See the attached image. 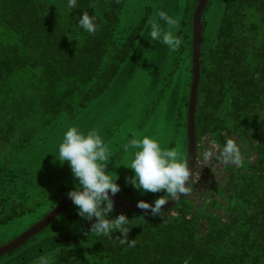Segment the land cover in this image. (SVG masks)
Instances as JSON below:
<instances>
[{"label": "trees", "instance_id": "1", "mask_svg": "<svg viewBox=\"0 0 264 264\" xmlns=\"http://www.w3.org/2000/svg\"><path fill=\"white\" fill-rule=\"evenodd\" d=\"M129 1L77 0L68 9L67 0H0V30L9 34L0 31V226L18 215L10 204L36 195L27 171L13 175L15 165L102 95L129 57L148 17L119 35ZM235 3L223 17L216 60L202 66L196 131L197 139L210 133L220 151L233 139L240 163H224L209 208L181 202L163 224L147 216V233L129 232L135 247L102 237L109 264H264V0ZM83 11L96 16L95 34L78 27ZM7 210L14 215L1 216ZM61 254L41 264L78 263Z\"/></svg>", "mask_w": 264, "mask_h": 264}, {"label": "rangeland", "instance_id": "2", "mask_svg": "<svg viewBox=\"0 0 264 264\" xmlns=\"http://www.w3.org/2000/svg\"><path fill=\"white\" fill-rule=\"evenodd\" d=\"M237 1L209 0L205 8L202 65L206 69L213 60H216V55L213 53L223 37L221 34L223 17L234 9L233 6ZM198 2L199 0L129 1L121 14L119 35L148 14L145 26L129 57L102 95L73 119L65 121L63 126L47 140L37 141L31 155L15 165L13 175H23V172L27 171L33 181V186L30 185L29 189L36 195L25 202H20L21 204L18 202L10 204L17 216L11 218L10 213L14 215V212L9 211L10 206H7L9 210L1 214V216H10V220L0 226V246L11 242L30 229L75 188L77 181L74 180L72 172L63 182H56L48 189L41 188L48 182H54L59 175H67L71 171L67 163L61 165L53 154L57 153L58 144L70 126H77L85 133L90 129H97L109 145L110 158L106 163L109 165L111 175L119 177L117 183L120 184L121 190L118 194L136 203L139 200L154 202L163 195L165 199H170L163 191L141 194L126 182V177L131 176L133 170L121 165L131 158L130 154L124 152L123 145L133 136L140 138L147 135L158 140L162 147L175 148L180 157L189 162L193 23ZM159 10L168 12L178 20V25L172 29L161 22L165 30H171L180 38L182 43L177 49H169L159 42L152 43L144 35L148 30V22L153 19L159 20L156 15ZM0 31L6 33L4 29ZM6 34L9 36L8 33ZM3 37L4 34H0V38ZM203 93L199 99L200 105L203 103ZM11 114L14 115V112L11 111ZM197 140L195 175L189 193L181 201L193 206V210L208 207V202L211 200L209 194L216 182H221L220 173L225 163L220 158L221 151L216 147L210 133H200ZM205 153H210L207 159ZM219 200L213 203V209L219 207ZM177 206L163 212L162 215L153 216L135 212L114 202V210L110 213V217L115 218L123 213L132 219L131 228L147 233L151 228L147 216H152L155 222L161 221L163 224V221L166 222L169 218L178 215ZM95 219L88 221L81 218L76 206L72 205L20 247L0 256V264H41L59 253H62L61 255L70 253L78 260L77 264H82V259L89 264H109L101 245L103 236L89 234ZM118 236H121L119 232L113 233V237Z\"/></svg>", "mask_w": 264, "mask_h": 264}, {"label": "clouds", "instance_id": "3", "mask_svg": "<svg viewBox=\"0 0 264 264\" xmlns=\"http://www.w3.org/2000/svg\"><path fill=\"white\" fill-rule=\"evenodd\" d=\"M77 0H67L68 9L77 8ZM159 20L148 22V30L144 34L152 43L159 42L169 49L181 46V40L171 30H165L161 22L170 29L178 25V20L164 10L157 11ZM96 16L87 11L81 12L77 25L84 33L95 34L98 29ZM125 153L130 154V160L121 165L133 170V174L126 177L141 194L163 191L164 195L154 202L139 200L137 207L150 210L153 216L162 215V206L168 201H178L181 194L189 193L193 175L186 160L180 157L175 148L162 147L160 142L150 136L137 138L133 136L123 145ZM61 165L67 163L74 180L77 181L74 189L67 196L76 206L78 215L85 220L95 222L89 234L107 237L110 240H119L121 245L135 247L136 240H129V227L132 219L121 213L115 218L110 217L114 210V200L111 198L120 192L121 186L117 183L118 176L111 175L107 161L110 158L109 145L104 141L97 129H90L86 133L77 126H70L64 132L58 144L57 153H53ZM210 153H205V159ZM220 158L225 163H240V153L233 139H226L220 152ZM191 177V180H190ZM188 182V183H186ZM119 232L122 236L113 238V233ZM88 234V235H89Z\"/></svg>", "mask_w": 264, "mask_h": 264}, {"label": "water", "instance_id": "4", "mask_svg": "<svg viewBox=\"0 0 264 264\" xmlns=\"http://www.w3.org/2000/svg\"><path fill=\"white\" fill-rule=\"evenodd\" d=\"M209 0H199L194 14V32H193V72H192V89L189 107V168L194 177L197 163V133H196V121H197V109L199 104L200 84L202 79V45H203V18L205 8ZM191 180V177H190ZM193 180V179H192ZM188 183V182H186ZM185 194H181L178 201H168L162 206V212L172 209L179 204ZM117 204L133 210L141 214H150V210H144L137 207V203L127 199L126 197L116 193L111 197ZM73 205L72 200L67 196L57 205L52 211H50L44 218L35 223L30 229L18 236L11 242L0 246V256L10 253L20 247L23 243L36 235L39 231L45 229L50 225L59 215L66 211Z\"/></svg>", "mask_w": 264, "mask_h": 264}]
</instances>
